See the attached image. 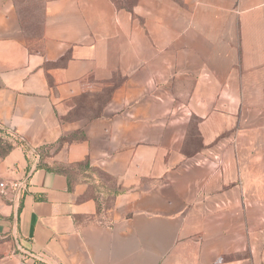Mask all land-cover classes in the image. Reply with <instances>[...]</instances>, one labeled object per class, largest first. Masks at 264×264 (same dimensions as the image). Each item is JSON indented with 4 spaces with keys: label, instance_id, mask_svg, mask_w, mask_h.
I'll return each mask as SVG.
<instances>
[{
    "label": "crops",
    "instance_id": "0c3cea01",
    "mask_svg": "<svg viewBox=\"0 0 264 264\" xmlns=\"http://www.w3.org/2000/svg\"><path fill=\"white\" fill-rule=\"evenodd\" d=\"M0 127V264H264V0H0Z\"/></svg>",
    "mask_w": 264,
    "mask_h": 264
},
{
    "label": "built area",
    "instance_id": "2783aa9c",
    "mask_svg": "<svg viewBox=\"0 0 264 264\" xmlns=\"http://www.w3.org/2000/svg\"><path fill=\"white\" fill-rule=\"evenodd\" d=\"M13 135V133H12ZM29 156H31V166L35 169L41 159V152L37 147L29 150ZM29 188V177H25L19 180L2 181L0 182L1 193L5 195H12L13 199H21Z\"/></svg>",
    "mask_w": 264,
    "mask_h": 264
},
{
    "label": "trees",
    "instance_id": "16d2710c",
    "mask_svg": "<svg viewBox=\"0 0 264 264\" xmlns=\"http://www.w3.org/2000/svg\"><path fill=\"white\" fill-rule=\"evenodd\" d=\"M115 1H116V3H118V5H120L121 7H125V8H131L132 4L135 2V0H133L132 2H129V1H126V0H124L125 2H123L121 0H115ZM0 131H2L7 137L6 140L1 141L7 147L6 153L3 156V157H5L12 150V148L14 147V144H13L14 141H12L11 134L8 131L6 132L4 130V128H0Z\"/></svg>",
    "mask_w": 264,
    "mask_h": 264
},
{
    "label": "rangeland",
    "instance_id": "374dc122",
    "mask_svg": "<svg viewBox=\"0 0 264 264\" xmlns=\"http://www.w3.org/2000/svg\"><path fill=\"white\" fill-rule=\"evenodd\" d=\"M121 1L125 2L124 0H121ZM126 1L132 2L133 0H126ZM0 128H2V127H0ZM6 139H7L6 135L2 131H0V158H2L4 156V154L6 153V150H7V147L3 144V142H1L3 140H6Z\"/></svg>",
    "mask_w": 264,
    "mask_h": 264
}]
</instances>
